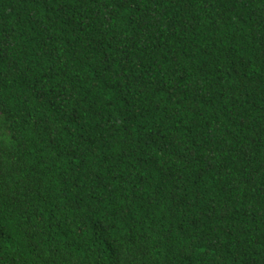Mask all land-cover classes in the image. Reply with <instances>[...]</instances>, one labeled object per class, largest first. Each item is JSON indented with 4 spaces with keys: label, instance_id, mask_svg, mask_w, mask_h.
<instances>
[{
    "label": "trees",
    "instance_id": "trees-1",
    "mask_svg": "<svg viewBox=\"0 0 264 264\" xmlns=\"http://www.w3.org/2000/svg\"><path fill=\"white\" fill-rule=\"evenodd\" d=\"M0 264H264V0H0Z\"/></svg>",
    "mask_w": 264,
    "mask_h": 264
}]
</instances>
